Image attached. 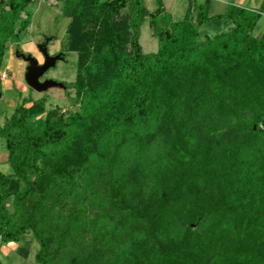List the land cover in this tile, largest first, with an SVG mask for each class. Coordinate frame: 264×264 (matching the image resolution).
<instances>
[{
  "label": "trees",
  "instance_id": "16d2710c",
  "mask_svg": "<svg viewBox=\"0 0 264 264\" xmlns=\"http://www.w3.org/2000/svg\"><path fill=\"white\" fill-rule=\"evenodd\" d=\"M31 3L0 0V70ZM59 3L79 23L77 108L28 95L0 125V246L31 234L37 264H264V0L176 21L162 0Z\"/></svg>",
  "mask_w": 264,
  "mask_h": 264
},
{
  "label": "rangeland",
  "instance_id": "374dc122",
  "mask_svg": "<svg viewBox=\"0 0 264 264\" xmlns=\"http://www.w3.org/2000/svg\"><path fill=\"white\" fill-rule=\"evenodd\" d=\"M154 1L144 0L148 10L154 9ZM162 1L166 12L165 18H170L172 21L183 18L184 14L188 12H186L187 8L190 9L191 7L189 6L190 3L188 0H182V3L179 0ZM227 1L233 2L230 0ZM221 6L223 5L217 4L212 11L217 13L218 7ZM29 7L32 12V18L26 34L20 43L21 53L25 55L30 54L40 62L41 56L37 51V44L49 38L47 52L49 54L59 52L64 55V59L57 61L55 66L49 68L41 79H51L59 83L67 84L64 89L52 87L41 93L31 90L24 80L26 64L16 56L15 45L8 42L0 70V125L11 115L21 99L28 95L31 96L32 100L45 98L47 109L55 106L60 107L62 111L77 108L71 104L66 92H68L70 97L74 96V89L71 88V85L75 77L76 54L70 52L68 46L70 40L75 41L77 39L75 35L77 32L75 30L77 31L79 27L78 20L71 23L69 18L61 16L59 0H32ZM192 14L194 16V11H192ZM70 23V28H68ZM263 32L264 15L258 21L254 34L259 36ZM140 44L146 53L157 50V41L151 36L148 25H144L141 30ZM16 91L21 93L20 96ZM5 154L4 148L0 147V171L4 173L9 170L8 165L5 164L7 155ZM37 249L38 244L32 238V235L25 234L18 243L1 244L0 261L3 264H37L34 259Z\"/></svg>",
  "mask_w": 264,
  "mask_h": 264
},
{
  "label": "water",
  "instance_id": "95a60500",
  "mask_svg": "<svg viewBox=\"0 0 264 264\" xmlns=\"http://www.w3.org/2000/svg\"><path fill=\"white\" fill-rule=\"evenodd\" d=\"M49 38L44 41L43 44L37 45V49L43 56V63L39 64L38 60L30 54H17V57L21 58L23 62L27 63L24 73V80L26 85L33 91L41 93L45 92L52 87H58L64 89L65 86L62 83L56 82L51 79L40 81V78L47 72L49 68L55 66L57 61H62L63 56L59 53L51 56L47 52V43Z\"/></svg>",
  "mask_w": 264,
  "mask_h": 264
},
{
  "label": "crops",
  "instance_id": "0c3cea01",
  "mask_svg": "<svg viewBox=\"0 0 264 264\" xmlns=\"http://www.w3.org/2000/svg\"><path fill=\"white\" fill-rule=\"evenodd\" d=\"M180 2L182 1V0H179ZM230 1H233V2H229V1H227V0H212V10L215 8V6L217 5V4H221V5H223V6H221V7H218L219 9H218V11H217V13H221V12H223V11H225L226 10V8L229 6V5H233V6H237V7H244V8H248V9H251V10H257L258 8H259V6H260V4H261V2H262V0H230ZM188 2L190 3L189 4V6H191L190 7V9L192 8V4L193 3H197V4H201V3H203L204 2V0H202V1H198V0H188ZM187 2V3H188ZM182 3V2H181ZM231 3V4H230ZM225 5V6H224ZM252 5V6H251ZM217 9V8H216ZM189 10V8H187V10L186 11H188ZM212 13H214L213 11H211ZM2 148V147H1ZM5 152H6V150H4ZM3 154V153H2ZM6 154H7V152H6ZM5 154V155H6ZM5 155H3V156H5ZM7 156V155H6Z\"/></svg>",
  "mask_w": 264,
  "mask_h": 264
},
{
  "label": "flooded vegetation",
  "instance_id": "af4514ba",
  "mask_svg": "<svg viewBox=\"0 0 264 264\" xmlns=\"http://www.w3.org/2000/svg\"><path fill=\"white\" fill-rule=\"evenodd\" d=\"M44 41H45V39H44V40H43V42H42V43H40V44H43V43H44ZM37 45H39V44H37ZM47 45H48V44H47ZM47 45H46V46H47ZM37 51H38V53H39V54H40V56H41V61H40V62L38 61V62H39V64H42V63H43V61H44V59H43V56L41 55V53L39 52V50H38V49H37ZM15 53H17V52H15ZM17 54L19 55V54H21V53H17ZM17 54H16V56H17ZM56 54H59V52H58V53H54V54H50V55H51V56H54V55H56ZM19 59H21V58H19ZM21 60H22V59H21ZM25 64H26V66H27V63H25ZM26 66H25V68H26ZM42 77H43V76H42ZM42 77H41V78H42ZM41 78H40V81H43V79H41Z\"/></svg>",
  "mask_w": 264,
  "mask_h": 264
}]
</instances>
